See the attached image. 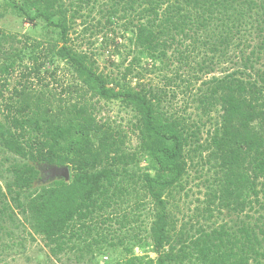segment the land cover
Listing matches in <instances>:
<instances>
[{
  "label": "trees",
  "instance_id": "1",
  "mask_svg": "<svg viewBox=\"0 0 264 264\" xmlns=\"http://www.w3.org/2000/svg\"><path fill=\"white\" fill-rule=\"evenodd\" d=\"M3 2L0 23L7 9L40 37L0 26V247L39 236L57 259L122 246L127 257L113 264H264V0ZM96 12L97 33H132L123 69L105 73L73 44L77 22L89 31ZM147 73L163 87L143 83ZM182 74L193 122L168 107ZM101 102L130 119L105 117ZM44 165L68 166L70 180L45 182ZM190 169L206 176L204 199L178 230L175 196L189 198ZM224 211L233 226L205 225ZM148 216L146 239L111 240Z\"/></svg>",
  "mask_w": 264,
  "mask_h": 264
},
{
  "label": "rangeland",
  "instance_id": "2",
  "mask_svg": "<svg viewBox=\"0 0 264 264\" xmlns=\"http://www.w3.org/2000/svg\"><path fill=\"white\" fill-rule=\"evenodd\" d=\"M3 0H0V5L3 4ZM2 6V5H1ZM3 17L1 18V27H5V30L8 33L12 34H29L32 35L34 38L40 37V31L39 30H32L29 24L23 23V20L19 18L17 15H14L12 12H9L7 9L2 10ZM100 18V15L98 12L93 13V15L90 18H87V28L89 31L84 32L85 28L82 26L83 21L79 20L77 22V25L75 26V32L72 34V38L74 39L73 44L75 47L78 48V46L81 49L93 51L96 53V59L98 62V65L100 67V70L109 73L111 71H115L116 68L112 66L113 63L120 64L121 69H123L130 61L129 56H126L127 47L128 44V38L132 35V33L124 32L126 31L123 27L121 29H118L116 33L112 32H101L97 33L100 30V27L97 26V20ZM98 27V31H96V28ZM107 34V35H105ZM122 34H125L126 38H122ZM107 36V37H106ZM105 37L107 39V45H105ZM255 43V42H253ZM121 47L120 51L115 50L116 47ZM249 52V51H248ZM119 53H123L124 57H121ZM264 57V56H263ZM261 63H264V58ZM63 67V65L61 66ZM229 65L223 66V68H229ZM182 72V71H181ZM168 73V72H165ZM216 75H219L216 74ZM189 75H181L180 80H177L176 82L178 84V88L173 86L176 90L175 96H171L169 104V110L171 112H177L179 111L180 115H189L193 122L194 120L198 119L199 117L196 116V112L194 111V108L191 107L190 104L187 103V95L186 90H184L183 86L180 85L181 80H183L185 77ZM60 80L66 85L67 83L71 84L73 80H71V75L65 70H62L57 75ZM159 74H146L145 78L143 79V83H151L152 85L163 87L164 83L161 82V80L158 78ZM208 79V78H207ZM134 81V82H133ZM133 86L135 85V80H133ZM180 89V90H179ZM168 92H171L168 91ZM188 104V105H187ZM99 110L105 117L111 118L113 121L120 122L121 119H123L125 122L130 119L131 114L127 111L121 109L120 104L117 102H113L110 104L101 102L99 104ZM194 111V112H193ZM207 124V128H208ZM128 144L127 147L131 150L137 145V139L136 136L131 134V132L128 134ZM144 165H146V162L141 161V166L144 168ZM189 180L187 181L186 190L188 194V199L184 200L179 197L178 194L175 196V202L178 204V210L174 211L173 214V221L177 223L178 230L183 227V224L188 225V228L190 224L188 223V217L192 216L193 210L196 208V206L203 201L205 189L204 187L200 186L203 182L204 178L206 176H201L199 172H197L194 169L189 170ZM5 181L3 179H0L1 186L4 187ZM200 186V187H199ZM199 191H202V194H200ZM182 197H185L184 194L181 195ZM181 199V200H180ZM186 199V198H185ZM152 207V204H150ZM149 204L147 205V209L150 208ZM152 212V209L150 210ZM141 216V219H144L148 213L143 212V210L139 211V214ZM150 215V214H149ZM252 216L256 217L254 212H251ZM195 221V219H194ZM236 221V216L231 215V213L224 211V215H216L215 218H212L210 220H206L205 225L211 226V228L218 227L222 224H229L232 225ZM202 222H205L202 220ZM151 223V216H148L145 220L144 224H138L135 225L134 230H132L131 234L126 236L124 232L120 233V236L114 235L110 236L111 240L113 239V242L117 243L120 239H123V236L126 237L124 245H128L130 240L135 242L134 238L136 237V240H142L146 239L148 237V229L150 227ZM124 231V230H123ZM127 233V231H126ZM130 239V240H129ZM137 242V241H136ZM151 243V242H150ZM5 250V251H4ZM134 254L143 257L148 256L151 258H156V254L151 252L149 248L146 250L135 248ZM127 255L125 254V251H123L122 246H117L116 252H113V250H105L103 249V252L100 253L98 251H95L94 248L88 253L84 251L81 253H67L65 255H61L58 259L55 257H52L50 255L49 248L46 246L43 239L39 236H35L34 240H29L26 242L24 248H17V249H11L6 250L2 249V246L0 247V264H113L115 261H124L126 259Z\"/></svg>",
  "mask_w": 264,
  "mask_h": 264
},
{
  "label": "water",
  "instance_id": "3",
  "mask_svg": "<svg viewBox=\"0 0 264 264\" xmlns=\"http://www.w3.org/2000/svg\"><path fill=\"white\" fill-rule=\"evenodd\" d=\"M46 166V165H44ZM49 174L48 179L55 180V179H65L66 182L70 180V170L68 166H48V171L46 172Z\"/></svg>",
  "mask_w": 264,
  "mask_h": 264
},
{
  "label": "flooded vegetation",
  "instance_id": "4",
  "mask_svg": "<svg viewBox=\"0 0 264 264\" xmlns=\"http://www.w3.org/2000/svg\"><path fill=\"white\" fill-rule=\"evenodd\" d=\"M41 170H42V177H43V180L45 181V182H47V181H50V179H48V177H49V174L48 173H46L47 171H48V166H43V167H41Z\"/></svg>",
  "mask_w": 264,
  "mask_h": 264
}]
</instances>
